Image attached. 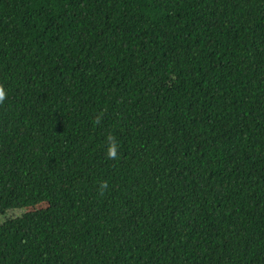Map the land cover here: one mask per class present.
Instances as JSON below:
<instances>
[{
	"label": "trees",
	"instance_id": "obj_1",
	"mask_svg": "<svg viewBox=\"0 0 264 264\" xmlns=\"http://www.w3.org/2000/svg\"><path fill=\"white\" fill-rule=\"evenodd\" d=\"M0 264H264V0H0Z\"/></svg>",
	"mask_w": 264,
	"mask_h": 264
},
{
	"label": "rangeland",
	"instance_id": "obj_2",
	"mask_svg": "<svg viewBox=\"0 0 264 264\" xmlns=\"http://www.w3.org/2000/svg\"><path fill=\"white\" fill-rule=\"evenodd\" d=\"M22 214V210H10L5 215H0V224L9 218L18 217Z\"/></svg>",
	"mask_w": 264,
	"mask_h": 264
},
{
	"label": "clouds",
	"instance_id": "obj_3",
	"mask_svg": "<svg viewBox=\"0 0 264 264\" xmlns=\"http://www.w3.org/2000/svg\"><path fill=\"white\" fill-rule=\"evenodd\" d=\"M2 96H3V92H2V91H0V98H2Z\"/></svg>",
	"mask_w": 264,
	"mask_h": 264
}]
</instances>
